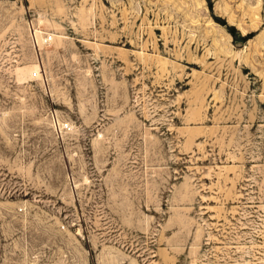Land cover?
Here are the masks:
<instances>
[{"label": "rangeland", "instance_id": "rangeland-1", "mask_svg": "<svg viewBox=\"0 0 264 264\" xmlns=\"http://www.w3.org/2000/svg\"><path fill=\"white\" fill-rule=\"evenodd\" d=\"M262 95L264 0H0V264H264Z\"/></svg>", "mask_w": 264, "mask_h": 264}, {"label": "bare ground", "instance_id": "bare-ground-1", "mask_svg": "<svg viewBox=\"0 0 264 264\" xmlns=\"http://www.w3.org/2000/svg\"><path fill=\"white\" fill-rule=\"evenodd\" d=\"M238 27H239V25H238ZM242 30H241V32H245V28H241ZM43 31L42 30H40L39 28H36V29H31V34H33V36H35V38L37 39V41H39V43L40 44H42V42H45L46 41V38L44 37V35H43ZM53 35V34H52ZM54 37H56V42H57V44L61 41V37L59 36V35H56V34H54L53 35ZM49 37V36H48ZM52 36H51V34H50V38H51ZM38 64H36V63H31V64H29V65H27V66H24L21 70H22V72L23 73H26V74H28L29 76H30V74L32 73V70L33 71H36V70H38ZM37 72V71H36ZM63 123V122H62ZM61 123V124H62ZM59 125H60V123H59ZM61 128V127H60ZM63 131V130H62ZM142 230H144V231H147V234H149V230H148V226H146V227H143L142 228ZM134 232H135V234L133 235L134 237H136L137 238V240L138 239H140L141 238V235H140V232L138 231V229H135L134 230Z\"/></svg>", "mask_w": 264, "mask_h": 264}, {"label": "snow or ice", "instance_id": "snow-or-ice-1", "mask_svg": "<svg viewBox=\"0 0 264 264\" xmlns=\"http://www.w3.org/2000/svg\"><path fill=\"white\" fill-rule=\"evenodd\" d=\"M259 107L261 109H264V95L260 97V100L258 101ZM262 128H264V125H262Z\"/></svg>", "mask_w": 264, "mask_h": 264}, {"label": "built area", "instance_id": "built-area-1", "mask_svg": "<svg viewBox=\"0 0 264 264\" xmlns=\"http://www.w3.org/2000/svg\"><path fill=\"white\" fill-rule=\"evenodd\" d=\"M48 41H51V38L50 37H46V42H48ZM65 128H69L68 123L62 124L61 129L64 130Z\"/></svg>", "mask_w": 264, "mask_h": 264}]
</instances>
